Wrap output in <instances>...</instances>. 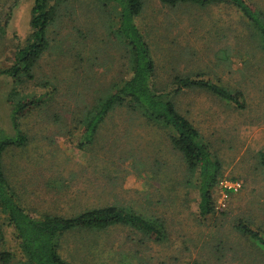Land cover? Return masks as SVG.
<instances>
[{"label":"rangeland","instance_id":"obj_1","mask_svg":"<svg viewBox=\"0 0 264 264\" xmlns=\"http://www.w3.org/2000/svg\"><path fill=\"white\" fill-rule=\"evenodd\" d=\"M142 1L135 23L149 45L153 86L172 91L169 98L177 111L222 164L212 192L215 213L198 215L197 175L173 147L164 123L146 122L141 109L116 105L90 144L79 147L87 110L131 74L132 54L117 30L119 9L104 0L59 1L60 16L48 30L49 48L35 65L33 80L18 87L15 97L43 96V102L20 121L26 144L4 152L10 187L36 217H68L118 205L161 224L159 240L121 224L65 232L59 250L70 264H264V249L237 228L238 220H245L264 235V169L258 154L264 148V34L259 25L264 0H246L259 17L252 21L227 3L171 7ZM13 4L4 25V13ZM31 6L32 0H0V69L13 63L31 31ZM198 75L240 91L245 107L207 89L173 92L175 77ZM12 87L10 78L1 75L0 123L9 133L14 132L7 102ZM226 182L241 187L234 191ZM5 249L19 256L0 213V253Z\"/></svg>","mask_w":264,"mask_h":264},{"label":"trees","instance_id":"obj_2","mask_svg":"<svg viewBox=\"0 0 264 264\" xmlns=\"http://www.w3.org/2000/svg\"><path fill=\"white\" fill-rule=\"evenodd\" d=\"M59 1L61 0H32L31 31L25 43L16 50L13 63L6 69H0V76H8L13 83L7 102L10 106V120L14 128V132L9 133L0 123V213L6 217L7 225L12 229L19 253L16 257L10 249L2 250L0 253L2 264H8L14 258L18 260V264H70L60 253V237L65 232L74 230H104L121 224L136 229L149 238L159 240L163 236L161 224L159 225L157 219L146 216L131 207L118 205L95 207L68 217L50 214L36 217L19 203L10 187L2 165L4 152L9 148L22 147L26 144L27 137L20 131V121L43 102V96L19 99L15 97L18 94V87H22L27 80H33L34 72L32 71L41 55L49 48L48 30L54 24L56 25ZM104 1L113 3L119 9L117 30L124 38L127 50L132 54V64L129 69L131 74L126 80L115 83L111 94L96 101L87 110L85 118L81 121L79 147H86L90 144L98 125L116 105H126L133 111L141 109L143 111L140 114L147 120L146 122L164 123L165 128L170 131L169 137L173 147L182 153L188 169L197 175L198 215L206 217L215 213L212 192L222 175V164L208 150V145L200 140L199 133L192 122L177 111L169 98L172 91L162 92L153 86L154 67L149 45L143 31L135 23V18L142 12L143 1ZM159 1L171 7L186 3L201 6L228 3L240 10L248 20L259 18L246 0ZM15 5L13 4L4 13V25L9 22ZM261 23L258 24L264 34V20ZM44 84L47 85L46 82ZM173 84L175 86L173 92L191 87L207 89L235 103L238 108L245 107L243 94L240 91L233 92L200 75L196 78L175 77ZM258 154L260 164L264 169V148ZM237 228L259 248L264 249V235L258 229H254L250 222L238 220Z\"/></svg>","mask_w":264,"mask_h":264},{"label":"built area","instance_id":"obj_3","mask_svg":"<svg viewBox=\"0 0 264 264\" xmlns=\"http://www.w3.org/2000/svg\"><path fill=\"white\" fill-rule=\"evenodd\" d=\"M224 185L227 188L232 189L234 191H237L241 187V183L240 182H234V183L226 182V183H224Z\"/></svg>","mask_w":264,"mask_h":264},{"label":"crops","instance_id":"obj_4","mask_svg":"<svg viewBox=\"0 0 264 264\" xmlns=\"http://www.w3.org/2000/svg\"><path fill=\"white\" fill-rule=\"evenodd\" d=\"M187 4V3H186ZM214 4H221V3H214ZM228 4V3H227ZM208 5V4H207ZM231 5V4H230ZM234 7V6H233Z\"/></svg>","mask_w":264,"mask_h":264}]
</instances>
